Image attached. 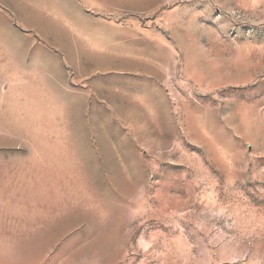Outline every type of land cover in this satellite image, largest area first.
Instances as JSON below:
<instances>
[{
    "label": "rangeland",
    "instance_id": "rangeland-1",
    "mask_svg": "<svg viewBox=\"0 0 264 264\" xmlns=\"http://www.w3.org/2000/svg\"><path fill=\"white\" fill-rule=\"evenodd\" d=\"M0 264H264V0H0Z\"/></svg>",
    "mask_w": 264,
    "mask_h": 264
}]
</instances>
